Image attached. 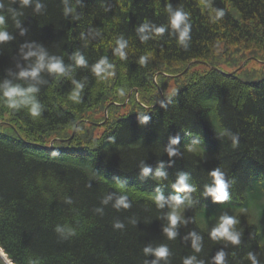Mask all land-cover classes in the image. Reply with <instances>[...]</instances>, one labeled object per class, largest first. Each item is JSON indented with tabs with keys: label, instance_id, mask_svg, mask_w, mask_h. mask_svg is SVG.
I'll list each match as a JSON object with an SVG mask.
<instances>
[{
	"label": "trees",
	"instance_id": "trees-1",
	"mask_svg": "<svg viewBox=\"0 0 264 264\" xmlns=\"http://www.w3.org/2000/svg\"><path fill=\"white\" fill-rule=\"evenodd\" d=\"M202 4L0 0L13 37L0 42V247L14 264H216L219 252L223 264H253L250 256L264 264L256 220L264 219V78L243 81L242 68L234 74L191 69L210 64L220 48L264 50V0ZM169 5L187 13L183 41L170 25ZM218 10L224 15L217 17ZM29 51L43 52L46 63L58 59L64 73L45 67L36 78L21 77L38 60L25 57ZM102 59L106 66L97 74ZM170 78L182 83L162 98ZM5 82L35 87L39 115L31 116L28 105L10 108ZM129 104L126 113L117 110ZM217 167L227 201L248 206L232 216L237 244L213 239L199 221L205 208L220 204L206 191ZM157 171L165 175L158 178ZM182 173L194 191L176 193L172 186ZM158 193L184 201L172 237L171 208L157 205ZM121 197L129 207H116ZM162 246L164 257L144 251Z\"/></svg>",
	"mask_w": 264,
	"mask_h": 264
},
{
	"label": "clouds",
	"instance_id": "clouds-1",
	"mask_svg": "<svg viewBox=\"0 0 264 264\" xmlns=\"http://www.w3.org/2000/svg\"><path fill=\"white\" fill-rule=\"evenodd\" d=\"M30 3V0H20L21 6H27ZM202 6L204 7H211V0H203ZM40 5H37V8H39ZM171 15H170V25L173 29H176L179 31V38L181 41L185 40L188 35L189 27L188 24L185 23L187 18V13L183 12L182 10H176L172 12L171 6H168L167 9ZM66 11H71V9H66ZM224 12L223 10H218L216 12V16H223ZM5 18L3 16H0V42L8 41L12 39L9 35V33L6 31L5 27ZM183 25V27H181ZM143 31V29H141ZM164 31L163 27L157 28V33H162ZM146 39V37H145ZM125 47V44L123 42L120 43V49H123ZM118 54L123 58L124 53L123 51L118 50ZM32 55H38L37 63L34 67H32L31 71H21L19 75L21 77H32L36 78L39 71L45 67H47L49 72H54L57 74H63L65 69L63 65L60 63L58 59H53L45 62V55L43 52H40L39 54L29 51L28 53H25V57L32 56ZM146 57H141L140 63L141 65L144 64ZM79 64L83 65L85 63L84 59L80 57L77 61ZM104 66H106V61L101 60L96 66H95V72L97 74L104 71ZM77 88H80L81 85L77 84ZM37 89L35 87H28L26 89L21 88L18 85H11L8 82H5L2 89V97L5 98V102L10 108H18L21 105H28L29 107V113L31 116L36 117L39 115L41 110V105L35 101L34 97L31 95L32 93L36 92ZM73 99L77 98V94L74 92ZM145 121L148 119L146 116L143 118ZM215 130V129H214ZM221 135H229L227 132H221ZM178 137L172 139V143L178 142ZM235 137H233V140L235 142ZM204 149L201 147L200 151H203ZM175 153V150L171 147L168 148V154L171 156ZM150 168L145 166L142 168V173L144 175H147L150 172ZM211 176L214 179V185L207 188V194L211 195L213 198V201L215 202H224L226 201L229 196L227 192L228 184L223 179L224 173L221 171L219 167L213 169L211 171ZM165 174L163 172L157 171L156 176L163 177ZM176 193L180 192H191L194 191V185L187 182V174H180L177 178L176 183L172 186ZM155 201L159 207H163L164 204H168L171 208V212L168 215V220L170 223V226L168 229H166L168 236L172 237L175 235V232L173 231V228L176 226L177 221L181 219L180 217V211L183 206V198L179 195H172L170 198L165 199V197L162 194H157L155 196ZM129 203L126 201V198L121 197L116 202V207H129ZM236 223L235 219L233 217L224 215L220 218L219 223L217 226L212 230L211 236L213 239H219L223 238L225 240L231 241L233 244L239 243L238 236L239 234L235 232V230L232 229L233 224ZM116 227H122V225L117 224ZM59 230V229H57ZM74 235L75 233L72 232ZM198 239V238H197ZM195 243V241H194ZM145 253L147 252H153L154 255L157 257H164L167 255V248L166 247H159L157 249H152L150 247L144 249ZM216 264H223L224 254L223 252H219L214 257ZM250 259L253 260V264H255V259L250 256ZM186 264H190V262H186Z\"/></svg>",
	"mask_w": 264,
	"mask_h": 264
},
{
	"label": "rangeland",
	"instance_id": "rangeland-1",
	"mask_svg": "<svg viewBox=\"0 0 264 264\" xmlns=\"http://www.w3.org/2000/svg\"><path fill=\"white\" fill-rule=\"evenodd\" d=\"M209 61L210 64L195 63L193 64L191 69L194 71L203 72L206 69L215 67L223 71L224 73H230L236 69V66L239 63H245L244 67L240 71H238V77L241 80L246 82H254L264 78V50L262 49L247 50L239 47H233L230 51H224V48H220L219 53L215 54V56ZM166 80V86L164 89L165 93L163 92V90H161V93L163 95H171L182 83V81L180 80H178L177 83L175 79L171 78ZM135 100L138 102L137 98H135ZM129 108H131V104H129V107L127 109H125V106H122L118 107L117 110H119L120 113H126ZM251 200L253 199L250 197L247 198L248 202H250ZM243 209L247 211L248 206L234 204L226 200L218 204L215 208H205L202 215L200 214L199 221L201 226L205 230H207L208 232H212V230L219 223L222 216L227 215L232 217L237 212L242 211ZM256 220L261 226V232L264 238V219L258 217Z\"/></svg>",
	"mask_w": 264,
	"mask_h": 264
},
{
	"label": "water",
	"instance_id": "water-1",
	"mask_svg": "<svg viewBox=\"0 0 264 264\" xmlns=\"http://www.w3.org/2000/svg\"><path fill=\"white\" fill-rule=\"evenodd\" d=\"M189 66L190 64L188 65V67ZM0 264H13V262L6 256V254L1 248H0Z\"/></svg>",
	"mask_w": 264,
	"mask_h": 264
},
{
	"label": "bare ground",
	"instance_id": "bare-ground-1",
	"mask_svg": "<svg viewBox=\"0 0 264 264\" xmlns=\"http://www.w3.org/2000/svg\"><path fill=\"white\" fill-rule=\"evenodd\" d=\"M156 77H157V76L154 77V80H155V81H156ZM160 94L162 95V98H163V94L161 93V89H160ZM106 108H108V106H107ZM105 112H107V109H105ZM6 256H7V255H6Z\"/></svg>",
	"mask_w": 264,
	"mask_h": 264
}]
</instances>
